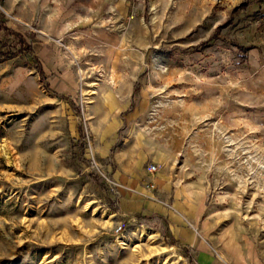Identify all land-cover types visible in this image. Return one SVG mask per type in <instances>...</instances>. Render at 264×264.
I'll list each match as a JSON object with an SVG mask.
<instances>
[{
    "label": "rangeland",
    "instance_id": "rangeland-1",
    "mask_svg": "<svg viewBox=\"0 0 264 264\" xmlns=\"http://www.w3.org/2000/svg\"><path fill=\"white\" fill-rule=\"evenodd\" d=\"M0 21L29 46L0 35V264H264V0H0ZM140 148L196 218L119 216L112 158Z\"/></svg>",
    "mask_w": 264,
    "mask_h": 264
},
{
    "label": "crops",
    "instance_id": "crops-1",
    "mask_svg": "<svg viewBox=\"0 0 264 264\" xmlns=\"http://www.w3.org/2000/svg\"><path fill=\"white\" fill-rule=\"evenodd\" d=\"M256 51L259 61L260 51ZM107 150L106 146L102 154L107 155ZM122 155L124 157L119 154L113 156L117 164L110 172L119 216L134 218L139 214L153 215L168 220L174 226L197 217L200 202L188 186L177 185L165 170L150 172L145 166L150 162H161L157 153L153 155L147 148H140L124 150Z\"/></svg>",
    "mask_w": 264,
    "mask_h": 264
},
{
    "label": "trees",
    "instance_id": "trees-1",
    "mask_svg": "<svg viewBox=\"0 0 264 264\" xmlns=\"http://www.w3.org/2000/svg\"><path fill=\"white\" fill-rule=\"evenodd\" d=\"M0 35H3L4 37L12 38V40L16 43L17 46L20 48H24L29 50V46L20 33L16 32L15 30L9 28L6 23L0 21ZM242 48V47H241ZM242 49H248V48H242ZM4 55V54H2ZM15 56V54H13Z\"/></svg>",
    "mask_w": 264,
    "mask_h": 264
},
{
    "label": "built area",
    "instance_id": "built-area-1",
    "mask_svg": "<svg viewBox=\"0 0 264 264\" xmlns=\"http://www.w3.org/2000/svg\"><path fill=\"white\" fill-rule=\"evenodd\" d=\"M157 169H158V167H157L155 164H151V165L149 166V171H150V172H156ZM110 184L113 185V182L110 181ZM118 229L120 230V229H121V226H119Z\"/></svg>",
    "mask_w": 264,
    "mask_h": 264
},
{
    "label": "bare ground",
    "instance_id": "bare-ground-1",
    "mask_svg": "<svg viewBox=\"0 0 264 264\" xmlns=\"http://www.w3.org/2000/svg\"><path fill=\"white\" fill-rule=\"evenodd\" d=\"M94 85V84H93ZM44 170H46V169H44Z\"/></svg>",
    "mask_w": 264,
    "mask_h": 264
}]
</instances>
